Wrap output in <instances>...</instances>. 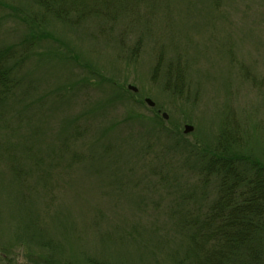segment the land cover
Instances as JSON below:
<instances>
[{"label":"rangeland","instance_id":"obj_1","mask_svg":"<svg viewBox=\"0 0 264 264\" xmlns=\"http://www.w3.org/2000/svg\"><path fill=\"white\" fill-rule=\"evenodd\" d=\"M100 9L67 24L0 0V47L19 61L0 106V264H29L15 229L35 216L53 261L172 264V214L217 196L195 151L224 134L229 154L264 167V0Z\"/></svg>","mask_w":264,"mask_h":264},{"label":"trees","instance_id":"obj_2","mask_svg":"<svg viewBox=\"0 0 264 264\" xmlns=\"http://www.w3.org/2000/svg\"><path fill=\"white\" fill-rule=\"evenodd\" d=\"M31 1L63 23L77 24L91 13L103 12L100 9L102 5L114 2L122 5L130 0ZM14 57L15 47H0V106L8 100L17 83L13 69L18 58ZM168 84L167 80L165 86L168 87ZM177 88L175 85L173 90ZM137 122H144V119L138 118ZM163 129L168 130L165 127L157 131L164 132L161 131ZM227 140L221 134L212 149L195 151L200 164L198 177L204 183H209L212 178L217 196L207 207L201 205L200 200L196 204L190 203L186 212L172 214L175 220L173 226L182 235L183 241V251L173 253L172 264H262L264 260V167L248 157L229 154L228 147L232 142L228 144ZM189 199L183 201L187 203ZM40 221H43L42 218L35 216L26 230L15 229V236L28 246L26 261L29 264H69L53 261L51 240L41 229ZM32 246L36 248L35 254ZM90 264L108 263L91 260Z\"/></svg>","mask_w":264,"mask_h":264},{"label":"water","instance_id":"obj_3","mask_svg":"<svg viewBox=\"0 0 264 264\" xmlns=\"http://www.w3.org/2000/svg\"><path fill=\"white\" fill-rule=\"evenodd\" d=\"M128 88L129 89H131V90H133V91H137V88L135 87V86H132V85H128ZM145 102L149 105V106H154V101L153 100H151L150 98H145ZM162 116L166 119L167 117H168V115L166 114V113H162ZM193 129V126H191V125H188V124H186L185 126H184V132H189V131H191Z\"/></svg>","mask_w":264,"mask_h":264}]
</instances>
